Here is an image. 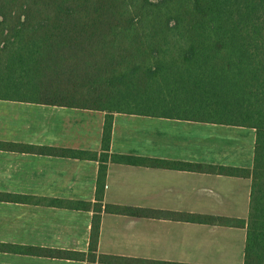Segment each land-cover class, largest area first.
<instances>
[{
    "label": "trees",
    "instance_id": "16d2710c",
    "mask_svg": "<svg viewBox=\"0 0 264 264\" xmlns=\"http://www.w3.org/2000/svg\"><path fill=\"white\" fill-rule=\"evenodd\" d=\"M0 100L105 114L100 151L0 142L2 150L99 163L95 203L0 193V201L94 212L88 254L11 243L0 252L181 264L98 254L113 163L250 178L244 264H264V0H0ZM116 114L252 129L253 168L112 154Z\"/></svg>",
    "mask_w": 264,
    "mask_h": 264
},
{
    "label": "crops",
    "instance_id": "0c3cea01",
    "mask_svg": "<svg viewBox=\"0 0 264 264\" xmlns=\"http://www.w3.org/2000/svg\"><path fill=\"white\" fill-rule=\"evenodd\" d=\"M104 121L99 111L0 100V142L100 151ZM238 131L116 114L111 153L251 170L255 131L250 155L242 152L245 144L232 139ZM208 144L234 147L240 156L235 162L224 160L219 151L209 152ZM98 171L96 161L0 149V193L95 203ZM251 185L250 178L111 163L98 254L181 264H244ZM107 206L141 214H115ZM93 217L92 211L0 201V243L88 254ZM237 221L246 225L236 226ZM0 264L88 262L0 252Z\"/></svg>",
    "mask_w": 264,
    "mask_h": 264
},
{
    "label": "rangeland",
    "instance_id": "374dc122",
    "mask_svg": "<svg viewBox=\"0 0 264 264\" xmlns=\"http://www.w3.org/2000/svg\"><path fill=\"white\" fill-rule=\"evenodd\" d=\"M233 128H237L239 131L235 135H232V139L237 140V141H241L243 144H245V146H247V147L246 148L243 147L242 152H245L246 154L250 155L252 147H250L248 144H249L250 140H252V134H253L252 131L253 130L249 129V128H241V127H233ZM241 129H242V131H241ZM215 147H212V146H210V144H208V146L205 148L208 149L209 152L213 151L214 149L216 151H219V153H221V154H223V156H225L224 160H230L231 159L230 162H235L236 157L240 156V154L237 153V152H239V149L234 150V147L232 148V147H229L228 145H225V144H221V145L215 146Z\"/></svg>",
    "mask_w": 264,
    "mask_h": 264
}]
</instances>
